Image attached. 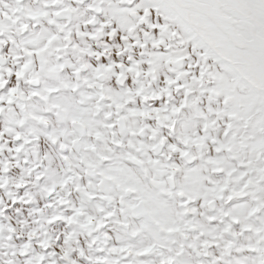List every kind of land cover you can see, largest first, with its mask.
<instances>
[{
    "label": "snow or ice",
    "instance_id": "obj_1",
    "mask_svg": "<svg viewBox=\"0 0 264 264\" xmlns=\"http://www.w3.org/2000/svg\"><path fill=\"white\" fill-rule=\"evenodd\" d=\"M0 264H264V0H0Z\"/></svg>",
    "mask_w": 264,
    "mask_h": 264
}]
</instances>
